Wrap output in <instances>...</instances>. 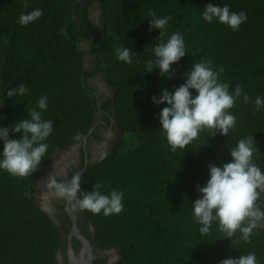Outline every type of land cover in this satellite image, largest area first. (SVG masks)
I'll return each instance as SVG.
<instances>
[{
	"label": "trees",
	"instance_id": "1",
	"mask_svg": "<svg viewBox=\"0 0 264 264\" xmlns=\"http://www.w3.org/2000/svg\"><path fill=\"white\" fill-rule=\"evenodd\" d=\"M95 1L102 26L88 19V3L76 10L75 0H0V126L29 118L28 110L42 95L48 97L43 116L54 123L37 171L18 177L0 170V264H57L60 235L37 205L35 189L49 160L80 142L74 139L77 134L84 139L92 126L96 107L87 78L93 73L85 71L80 47L91 37L113 92L119 132L111 153L81 175V191L91 192L98 184L104 193H124L118 214L80 211L94 228L95 244L118 250L114 264H218L250 251L264 264V229L257 227L250 242L240 239L239 230L225 237L215 223L212 231L201 234L191 213L199 196L196 186L208 179V165L228 162L229 148L240 138L253 135L259 152L253 162L264 168V107L257 110L243 100L244 94L252 100L264 97V0ZM208 3L228 4L231 11H244L247 20L236 30L216 20L206 22L200 13ZM36 8L43 15L21 25L19 16ZM153 12L171 16L163 39L173 32L184 37L187 53L172 65L170 78L155 68L146 73L159 35V30H148ZM122 45L141 55L125 64L115 54ZM201 61H211L230 89L242 87L241 97L229 109L236 126L226 137L205 128L188 147L171 151L158 119L166 105L154 104L151 97L164 87L173 91L184 83L191 64ZM19 84L27 89L23 96H3ZM13 136L19 133L9 138Z\"/></svg>",
	"mask_w": 264,
	"mask_h": 264
},
{
	"label": "clouds",
	"instance_id": "2",
	"mask_svg": "<svg viewBox=\"0 0 264 264\" xmlns=\"http://www.w3.org/2000/svg\"><path fill=\"white\" fill-rule=\"evenodd\" d=\"M201 17L206 22L214 20L228 25L233 30L247 20L244 11H231L228 4L208 3L201 11ZM43 15V10L36 8L19 16L21 25H28ZM149 31L159 30L155 39L158 42L151 49L153 58L146 61L147 71L158 69L164 78L171 77L172 65L187 53L182 33L173 32L165 40L168 22L171 16H157L150 13ZM118 60L132 64L138 57L131 47L115 48ZM222 71V69H220ZM167 74V75H165ZM27 89L23 84L8 88L3 96L15 98L23 96ZM243 89L240 85L234 88L221 82L219 71L214 70L211 61L192 63L185 74L184 83L173 91L164 87L159 95H153L151 101L165 104L158 113L162 133L171 151L177 148L185 149L207 128L211 134L219 133L228 136L236 126V115L229 111L235 101L241 97ZM245 103H254L257 110L264 107V97L254 100L247 94L243 95ZM48 108V97H39L35 107L28 110L29 118H17L10 125L0 126V170L12 176H31L37 171L46 157L49 144L47 138L53 132V120L45 119L43 113ZM10 133H19L18 137L9 138ZM75 140L83 139L77 134ZM252 136L240 138L236 145L229 148L231 159L220 165H208V179L203 186L197 185L199 193L191 204V213L201 234L212 231L215 223L219 230L229 238L240 233V239L250 242L254 230L264 224V207L258 201L264 193V168L253 162V154L259 153L258 146ZM57 175H63V172ZM82 176L74 173L67 181H58L56 176H50L47 187L54 190L55 196L67 203L68 209L88 211L92 214H118L123 210L124 193L112 190L104 193L101 185H94L91 192L81 191ZM79 192V195H78ZM218 264H258L254 251L240 254L238 257H227Z\"/></svg>",
	"mask_w": 264,
	"mask_h": 264
},
{
	"label": "flooded vegetation",
	"instance_id": "3",
	"mask_svg": "<svg viewBox=\"0 0 264 264\" xmlns=\"http://www.w3.org/2000/svg\"><path fill=\"white\" fill-rule=\"evenodd\" d=\"M94 25L98 26L97 24ZM94 39L91 37L88 42L93 45ZM93 52L97 57L96 66L93 72L87 71L88 74L93 73L87 78V84L94 97L96 107L92 126L83 140L59 151L50 159L35 189V199L41 200L46 205L48 208L46 210L47 216L56 226L60 235V246L56 254L57 264H70L72 258L80 255L84 258L88 257L85 245L73 232L74 223L78 233L88 242L90 253L93 256L91 264H114L119 259V252L116 248H99L94 242V228L91 222L79 210L75 212L69 210L67 203L58 199L54 190L47 187L50 176H56L58 181H67L72 174L79 173L82 169L85 171L88 166L96 163L110 141V134L117 127L112 100L103 90H97L90 84V78L103 72L98 53ZM61 172L63 175H57ZM258 203L264 207V193L261 194ZM72 215H74L75 221L72 219ZM258 227L264 229V224Z\"/></svg>",
	"mask_w": 264,
	"mask_h": 264
},
{
	"label": "rangeland",
	"instance_id": "4",
	"mask_svg": "<svg viewBox=\"0 0 264 264\" xmlns=\"http://www.w3.org/2000/svg\"><path fill=\"white\" fill-rule=\"evenodd\" d=\"M88 1L89 0H75L74 9L76 8V10H79L80 8L85 6L86 3H88V7H87L88 19L92 23L97 24L98 26H102L104 19H103V15H102V12H101V9H100L98 2L95 0H91L90 2H88ZM80 19H81V17L79 15L77 23H79ZM80 47H81V51L83 54V62H84L85 71L87 72L90 70L91 72H93V70L95 69V66H96V62H97V57H96L95 53L93 52V45H91L88 41H83L80 43ZM90 84L93 87H95L97 90H103V92H105V94L109 97V99H111V100L113 99V92L108 87L103 72L100 74H96L92 78H90ZM95 115H96V110L94 112V117H95ZM114 120L116 121L115 118H114ZM115 125H116V122H115ZM118 132H119L118 127H116L115 131L112 134H110L111 135V136H109L110 141L106 145L105 150L101 154L99 159L102 157H106L109 153H111V151L113 150V148L115 146V143H116V140L118 137ZM36 203L40 207L42 212L47 215L46 210H48V208L46 207V205L43 204L41 202V200H38V199L36 200ZM56 254H57V251H56Z\"/></svg>",
	"mask_w": 264,
	"mask_h": 264
},
{
	"label": "water",
	"instance_id": "5",
	"mask_svg": "<svg viewBox=\"0 0 264 264\" xmlns=\"http://www.w3.org/2000/svg\"><path fill=\"white\" fill-rule=\"evenodd\" d=\"M104 157L100 158L98 161H100L101 159H103ZM84 172V169H82L78 174L82 175ZM40 181V180H39ZM39 183V182H38ZM72 219L74 220V215H72ZM75 221V220H74ZM73 232L76 234V236L80 239V241L85 245V248H86V252H87V255L88 257L87 258H84L82 255H80L79 257H76V258H72L70 260V264H91V261L93 259V256L92 254L90 253V248L88 247V242L86 241V239L81 236L79 233H78V230L76 229V226H75V223L73 225Z\"/></svg>",
	"mask_w": 264,
	"mask_h": 264
},
{
	"label": "bare ground",
	"instance_id": "6",
	"mask_svg": "<svg viewBox=\"0 0 264 264\" xmlns=\"http://www.w3.org/2000/svg\"><path fill=\"white\" fill-rule=\"evenodd\" d=\"M44 187V186H43Z\"/></svg>",
	"mask_w": 264,
	"mask_h": 264
}]
</instances>
